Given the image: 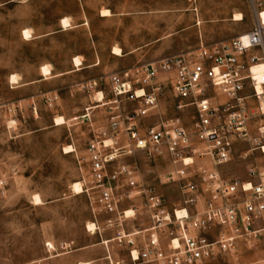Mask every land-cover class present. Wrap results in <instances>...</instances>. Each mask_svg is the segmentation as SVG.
Returning a JSON list of instances; mask_svg holds the SVG:
<instances>
[{
  "label": "rangeland",
  "instance_id": "rangeland-1",
  "mask_svg": "<svg viewBox=\"0 0 264 264\" xmlns=\"http://www.w3.org/2000/svg\"><path fill=\"white\" fill-rule=\"evenodd\" d=\"M105 8L110 16L101 15ZM236 13L244 20H234ZM63 17H70L72 25L65 30ZM261 17L264 22V11ZM256 20L249 0H0V94L3 101L21 106L16 115L0 119V264H65L60 255L89 252L91 246L101 249L108 239L113 240L108 247L114 263L133 264L128 241L142 243L144 235L121 242L114 238L118 229L130 234L148 223L140 209L142 198L125 201L137 207L127 215H136L116 228L107 223L111 215L94 209L86 193L75 194L71 187L76 181H91L86 143L114 106L97 101L95 91H108L105 79L111 73L193 51L201 41L230 40L252 30ZM26 28L33 34L28 40L23 37ZM116 46L122 55L113 53ZM76 56L83 61L80 71L23 85L39 79L44 64H52L53 74L71 70ZM13 73L22 76L20 84L10 82ZM94 79L102 84L84 88ZM42 90L58 91L59 98L46 102L44 96L58 94H37ZM163 94L158 115L147 122L176 117L191 127L195 107L179 109L170 90ZM217 101L226 97L221 94ZM249 101L254 109L255 100ZM59 115L65 124L55 125ZM67 145L74 151L65 153ZM120 161L135 167L146 184L155 185L171 207L182 199V183L166 181L175 169L168 160L153 162L137 153ZM258 164L264 165L261 149L239 141L232 161L221 171L232 179H246L248 168ZM35 194L42 204L34 203ZM89 223L95 228L89 229ZM206 264H264V242L242 243L236 252Z\"/></svg>",
  "mask_w": 264,
  "mask_h": 264
},
{
  "label": "built area",
  "instance_id": "built-area-1",
  "mask_svg": "<svg viewBox=\"0 0 264 264\" xmlns=\"http://www.w3.org/2000/svg\"><path fill=\"white\" fill-rule=\"evenodd\" d=\"M249 2L257 20L246 34L201 42L193 51L106 78L110 96L103 95L102 101L114 106L86 143L91 181L83 184V192L94 209L112 216L107 223L116 228L136 215H127L137 207L125 201L142 198L140 209L150 225L130 234L118 229L114 238L121 242L144 235L142 243L128 241L133 264H206L264 237V165L250 166L246 179H232L221 171L232 161L239 141L264 154V70H257L264 66V0ZM98 86L91 81L84 88ZM167 89L178 99L179 109L195 107L191 127L176 117L147 122L158 115ZM221 94L225 102L217 101ZM44 97L53 102L59 95ZM250 99L255 100L254 109ZM19 109L18 103H7L0 94V119ZM137 153L153 162L168 160L175 167L166 181L182 183L178 204L171 207L155 185L136 175L135 167L121 163V157Z\"/></svg>",
  "mask_w": 264,
  "mask_h": 264
},
{
  "label": "crops",
  "instance_id": "crops-1",
  "mask_svg": "<svg viewBox=\"0 0 264 264\" xmlns=\"http://www.w3.org/2000/svg\"><path fill=\"white\" fill-rule=\"evenodd\" d=\"M62 27V26H61ZM63 29V28H62ZM201 42H204V41H201ZM200 42V43H201ZM200 45V44H199ZM198 45V46H199ZM75 58V57H74ZM74 58H73V68L71 69V70H69V71H67V72H64V73H59L58 75L57 74H53V70H54V68H53V66H52V74L49 76V77H47V76H45V75H43L42 73H41V69H40V78L39 79H37V80H34V81H31V82H28V83H26V84H23V85H33V84H37V83H40V81L42 82V81H46V80H49V79H51V78H53V77H57V76H64V75H66V74H74V73H76V72H78V71H80L82 68H80V69H78L75 65H74ZM52 65V64H51ZM95 65H97V64H95ZM82 67V66H81ZM134 67H136V66H134ZM134 67H132V68H134ZM41 68V67H40ZM129 69H131V68H129ZM128 70V69H127ZM123 71H125V70H123ZM123 71H120V72H116V73H121V72H123ZM111 74H113V73H111ZM20 77H21V79H20V81H22V76L20 75ZM107 78V77H106ZM91 81H96V82H98L99 84H102V81L101 80H98V79H94V80H91ZM91 81H89V82H91ZM105 81H106V79H105ZM81 82H77V83H74V85L73 86H78V84H80ZM12 84V83H11ZM19 84V83H18ZM13 85V84H12ZM22 85V86H23ZM17 87H20V86H16V87H12V88H17ZM108 91L110 92V90H109V88H108ZM108 91H106V88L105 89H102V87H101V89H97L96 91H95V93L94 94H98V93H102L103 95H105L106 96V94H107V92ZM37 94H43V96L44 95H52V94H58L59 95V92L58 91H41V92H39V93H37ZM110 94V93H109ZM35 96V95H34ZM34 96L32 95L31 96V98L33 99L34 98ZM16 102H21L20 100H15ZM55 120V119H54ZM150 224H149V222L146 224V225H144V226H142V228L141 229H138V230H142V229H144V228H146V227H148ZM137 230V229H136ZM90 231H94V230H90ZM113 240H111V239H108L107 241H104L103 243H101V245H102V248L100 249V248H96L97 246H91L90 247V250H88L89 252H85V251H82V252H76V253H73V254H69V253H65V254H62V255H60V260L61 259H65V260H67L66 261V263L65 264H115L114 263V261H113V257L110 255V253H109V245H108V243H110V242H112ZM261 242H264V238L261 240ZM89 249V248H88ZM109 256H111V258H109ZM69 261V262H68ZM137 264V263H136ZM143 264H146V263H143Z\"/></svg>",
  "mask_w": 264,
  "mask_h": 264
},
{
  "label": "bare ground",
  "instance_id": "bare-ground-1",
  "mask_svg": "<svg viewBox=\"0 0 264 264\" xmlns=\"http://www.w3.org/2000/svg\"><path fill=\"white\" fill-rule=\"evenodd\" d=\"M264 11V10H263ZM262 11V12H263ZM112 13H111V10L110 9H107V8H105V9H103L102 11H101V15L102 16H110ZM262 14V13H261ZM258 18H259V16H258ZM234 20H236V21H242V20H244V15L242 14V13H236L235 15H234ZM264 23V22H263ZM61 26H62V28L65 30V29H68V28H70L72 25H71V21H70V17H63L62 19H61ZM244 34H246V33H243L242 35H244ZM32 36H33V34H32V30L31 29H29V28H26V29H24L23 30V37H24V39H26V40H28V39H30V38H32ZM114 50H113V53L114 54H117V55H122V50H121V48L120 47H114L113 48ZM74 65L78 68V69H80L81 68V66L83 65V61H82V58L80 57V56H76L75 58H74ZM41 73L43 74V75H45V76H47V77H49L51 74H52V65L51 64H44V65H42L41 66ZM257 70H259V71H262V70H264V66H260V67H257ZM58 75V74H57ZM20 79H21V77H20V75L18 74V73H13L11 76H10V78H9V80H10V82H12L13 84H20ZM258 90L259 91H261V88H258ZM138 93H142L141 91H139ZM102 99H103V94L100 92V93H98V97H97V101H102ZM54 122H55V125H63V124H65L66 123V119H65V117L64 116H62V115H59V116H57L56 118H55V120H54ZM13 123V122H12ZM74 151V147L72 146V145H67L65 148H64V152L65 153H71V152H73ZM72 190H73V192L75 193V194H81L82 192H83V184H82V182L81 181H76V182H74L73 184H72ZM37 200H39V202H37ZM33 201H34V203L35 204H42L43 203V201H42V198H41V196L39 195V194H35L34 196H33ZM128 215L129 214H132V210H130V211H128V213H127ZM134 214V213H133ZM131 216V215H130ZM88 228L89 229H94L95 228V224L94 223H89L88 224ZM137 255V253H135V256Z\"/></svg>",
  "mask_w": 264,
  "mask_h": 264
},
{
  "label": "snow or ice",
  "instance_id": "snow-or-ice-1",
  "mask_svg": "<svg viewBox=\"0 0 264 264\" xmlns=\"http://www.w3.org/2000/svg\"><path fill=\"white\" fill-rule=\"evenodd\" d=\"M37 202H39V200H37Z\"/></svg>",
  "mask_w": 264,
  "mask_h": 264
}]
</instances>
